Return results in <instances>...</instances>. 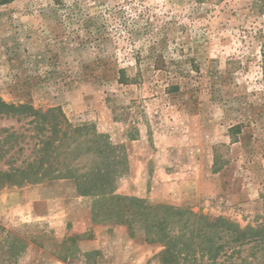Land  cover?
<instances>
[{
	"label": "rangeland",
	"instance_id": "1",
	"mask_svg": "<svg viewBox=\"0 0 264 264\" xmlns=\"http://www.w3.org/2000/svg\"><path fill=\"white\" fill-rule=\"evenodd\" d=\"M0 97L20 108L0 115L3 174L46 171L28 168L50 131L32 111L57 109L120 147L116 195L264 225V0H0ZM93 199L0 181L1 264H160L135 205ZM219 261L264 264V247Z\"/></svg>",
	"mask_w": 264,
	"mask_h": 264
},
{
	"label": "trees",
	"instance_id": "2",
	"mask_svg": "<svg viewBox=\"0 0 264 264\" xmlns=\"http://www.w3.org/2000/svg\"><path fill=\"white\" fill-rule=\"evenodd\" d=\"M19 109L0 97V115ZM56 110L39 112L33 109L32 113L43 117L50 131L41 132L38 160L28 164L29 169L37 167L46 171L55 167L53 173H27L29 171L26 170L4 174L0 172V181L19 185L23 182H42L47 178L72 179L80 196L91 194L94 197L95 215L102 213L104 205L111 206L115 202L135 205L138 211L133 212L125 221L135 220L155 234L156 237H151V241L161 242L164 247L158 254L160 264H226L225 261H219V257L227 248L251 243L264 247V225L242 228L225 217L211 218L190 208L163 203L152 205L116 195L117 177L126 169L125 155L121 153L120 147L113 144L108 136L97 133L93 126L69 128L65 115ZM84 154L90 156L86 167L80 165ZM129 209L125 212L122 209L123 221ZM111 214L108 213L110 219L113 217ZM6 233L7 239L13 235L9 231ZM12 239V245L15 246L19 239L17 236ZM10 250L9 244L4 253ZM233 252L238 253L235 249Z\"/></svg>",
	"mask_w": 264,
	"mask_h": 264
},
{
	"label": "crops",
	"instance_id": "3",
	"mask_svg": "<svg viewBox=\"0 0 264 264\" xmlns=\"http://www.w3.org/2000/svg\"><path fill=\"white\" fill-rule=\"evenodd\" d=\"M167 187H169V185H168V186H167V185H165V186H164V189H166ZM156 189H157V191H158V189H160V187H159V188H156ZM156 189H154V190H156ZM157 191H156V193H157ZM156 193H155V194H156ZM156 195H159V194L157 193ZM23 196H24V195H23ZM159 196H161V197H162V195H159ZM6 198H7V197H6ZM1 200L3 201V199H1Z\"/></svg>",
	"mask_w": 264,
	"mask_h": 264
}]
</instances>
